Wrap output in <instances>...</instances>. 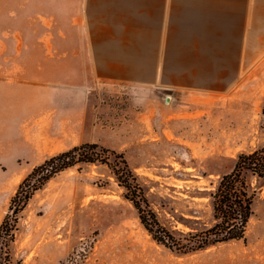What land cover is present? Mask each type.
<instances>
[{"label": "rangeland", "instance_id": "374dc122", "mask_svg": "<svg viewBox=\"0 0 264 264\" xmlns=\"http://www.w3.org/2000/svg\"><path fill=\"white\" fill-rule=\"evenodd\" d=\"M80 22L78 0H0V97L13 99L0 114L15 116L20 141L35 150L20 144L16 161L0 158V224L35 166L97 142L124 154L176 236L210 227L222 175L240 153L264 146V64L225 95L127 87L65 95L58 42L81 40ZM247 182L255 196L245 238L183 253L153 238L107 164L76 165L22 212L13 264H264V178Z\"/></svg>", "mask_w": 264, "mask_h": 264}, {"label": "crops", "instance_id": "0c3cea01", "mask_svg": "<svg viewBox=\"0 0 264 264\" xmlns=\"http://www.w3.org/2000/svg\"><path fill=\"white\" fill-rule=\"evenodd\" d=\"M78 1L81 40L58 42L65 95L86 87L225 95L264 64V0ZM12 100L0 97V113L12 112ZM14 118L0 114V158L11 163L20 144L35 152Z\"/></svg>", "mask_w": 264, "mask_h": 264}, {"label": "trees", "instance_id": "16d2710c", "mask_svg": "<svg viewBox=\"0 0 264 264\" xmlns=\"http://www.w3.org/2000/svg\"><path fill=\"white\" fill-rule=\"evenodd\" d=\"M262 113L264 115V106ZM96 162L107 164L112 169L119 185L125 189V197L138 210L142 224L153 238L183 253L244 239L253 214L255 196L250 191L247 175L264 178V146L240 153L233 169L222 175L211 193L215 222L204 230L176 236L159 221L157 213L150 207L145 191L124 154L97 142H84L45 159L20 183L0 224V264H13V245L21 214L33 196L62 171L82 163Z\"/></svg>", "mask_w": 264, "mask_h": 264}]
</instances>
